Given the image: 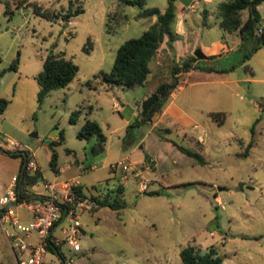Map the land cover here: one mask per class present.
<instances>
[{
    "label": "rangeland",
    "instance_id": "1",
    "mask_svg": "<svg viewBox=\"0 0 264 264\" xmlns=\"http://www.w3.org/2000/svg\"><path fill=\"white\" fill-rule=\"evenodd\" d=\"M191 1L175 0L176 13L187 12ZM221 1H211L207 26L200 11L186 14L190 27L199 28L194 37L204 43L229 35L217 23ZM17 2L0 0V99L8 100L0 115V147L9 150L7 142L14 140L32 155L42 172L37 184L44 193V181L68 179L82 187L90 206L80 215V249L59 248L66 264H181L180 251L188 244L201 253L213 248L221 264H264V46L248 59L246 44L197 60L199 66L234 69L192 70L182 77L177 102L189 120H157L160 110L150 121L129 127L141 113L142 102L159 83L171 79L173 62L185 59L178 50L157 57L145 85L103 81L100 72L110 71L118 47L139 37L150 24L149 18L136 16L139 6L123 0H24L16 7ZM33 3L51 13L66 14L77 6L84 11L48 19L34 12ZM167 5L168 0H145L146 7L161 11ZM258 9L262 27L264 1ZM112 15L127 20L117 25ZM51 51L72 59L78 72L67 86L39 102L35 77ZM16 57L17 70L7 69ZM94 74L98 76L93 79ZM85 118L100 125L106 136L103 145L77 136ZM60 132L64 140L53 149L57 166L64 168L61 173L49 164L50 142L58 140ZM178 146L198 153L203 161ZM120 160L131 166L126 173L115 167ZM20 162L0 152V197L19 173ZM118 185L123 187L118 196L122 208L98 206L90 199L113 197ZM11 208L20 221H27L24 208ZM4 227L8 233L16 230L8 221ZM36 239L33 235L30 240ZM0 264H16L1 229Z\"/></svg>",
    "mask_w": 264,
    "mask_h": 264
},
{
    "label": "trees",
    "instance_id": "2",
    "mask_svg": "<svg viewBox=\"0 0 264 264\" xmlns=\"http://www.w3.org/2000/svg\"><path fill=\"white\" fill-rule=\"evenodd\" d=\"M24 1V0H23ZM22 0H18L16 7L23 5ZM264 0H223L218 3L216 10V18L218 26L223 30L225 34L234 35L239 40L238 48L246 44L250 45L246 59L249 56L264 46V24L261 27V13L258 9L259 4ZM127 5H137L140 10L136 15L138 18H149V26L142 32L139 37L130 38L123 42L117 49L114 62L109 72H100V76L108 84L123 85L131 87L134 85H145L147 84L150 76L152 75L151 63H155L156 54L159 51L163 42H166L168 48L173 49L174 41L178 38V33L175 30L176 21V6L175 0H168V5L164 11H161L158 7H146L145 0H123ZM34 12L48 18V19H60L76 16L84 11L81 6L76 8H70L66 14L51 13L48 9H43L40 5L33 3ZM247 16L244 18V13ZM112 15L111 19H116L115 24H120L127 20L126 16L118 19ZM155 20L151 22L152 18ZM202 21L205 26L208 23ZM108 27L110 26L107 22ZM258 30H261L258 32ZM217 55H211L207 58H214ZM1 62V54H0ZM18 57H16L7 69L17 70ZM42 71L35 77L39 84L38 100L42 102L43 99L52 91L58 88L67 86L76 76L78 72V66L72 59L66 58L63 52H49L43 60ZM234 69V66H230L225 69H213L211 67L199 66L197 61L193 62L191 56L186 57L182 61L173 62L170 67L169 81L161 82L156 87L154 93L157 95V100L146 112L145 115L141 116V113L137 116L134 122L129 124V127L140 126L150 121L153 115L160 111L170 94L174 89L179 86L183 80L185 73L192 70H201L205 72H217L227 73ZM4 70L0 71V77ZM98 74H94L93 79ZM93 79L86 81L87 85H90ZM8 104V100L0 99V115L5 110ZM79 110L74 111L71 114L70 121L74 122ZM214 115L218 116L216 113ZM224 116V115H223ZM223 118V117H222ZM254 127H252V130ZM77 136L89 140L95 138V141L103 145L106 141V136L103 134L100 125L89 118H85L81 129L77 132ZM64 140L63 133L60 132L58 140L50 142L52 148L50 155V167L55 172H58L57 168V154L53 149V146L61 143ZM177 145L176 143H174ZM184 153L194 156L199 161H203L200 155L190 149L178 146ZM4 151L11 157L20 158L21 165L25 158L22 151L19 150H5ZM33 180H43L42 172L37 167L33 175H28L25 171L21 176L18 175L17 189L19 188V199L24 198L27 186ZM75 193L81 198H86L83 194L82 187L80 184L72 187ZM123 187L118 185L115 189L116 195L111 197L110 194L106 195H91L90 199L93 203H97L98 206H109L112 209H120L124 203L118 196L122 193ZM158 192H148V194H156ZM41 198V197H40ZM51 249L50 246H48ZM181 264H221V258L216 255L213 248H210L207 252L201 253L199 249L193 244H188L180 251Z\"/></svg>",
    "mask_w": 264,
    "mask_h": 264
},
{
    "label": "built area",
    "instance_id": "3",
    "mask_svg": "<svg viewBox=\"0 0 264 264\" xmlns=\"http://www.w3.org/2000/svg\"><path fill=\"white\" fill-rule=\"evenodd\" d=\"M198 3L199 0H193L188 9L194 11ZM6 149L22 151L26 156L23 173H35L38 167L36 161L17 141L9 140ZM115 167L124 173L131 169L130 164L123 160L118 161ZM17 181L18 175L13 176L5 194L0 197V226L4 230V222L8 221L16 229L7 234L16 264H66L67 256L62 255L59 248L67 245L75 251L80 249L79 236L83 232L80 215L90 206L89 200L78 196L72 188L79 183L65 181L59 189L56 183L44 181L47 197L18 200L20 189H17ZM12 206L24 208L29 213V219L20 221L14 215ZM33 235L37 238L35 241L30 240ZM48 253L52 256L47 259Z\"/></svg>",
    "mask_w": 264,
    "mask_h": 264
},
{
    "label": "crops",
    "instance_id": "4",
    "mask_svg": "<svg viewBox=\"0 0 264 264\" xmlns=\"http://www.w3.org/2000/svg\"><path fill=\"white\" fill-rule=\"evenodd\" d=\"M211 1L212 0H199V3L197 4L196 9L194 11H192V10L188 9L189 5L193 2V0H192L191 2H189L187 4V12L188 13H196V12L200 11L203 16H207L209 13V5H210ZM200 7H201V9H200ZM187 12L186 11L184 13L181 12L180 15H178L176 13V21H175L174 25H175L176 32L179 35H181V38L177 39L174 42V47L172 50H170L168 48L166 42H163L159 51L156 54V59H157V57H160L161 55H164V54L168 55V53L169 54L170 53H172V54L176 53L177 50H178L177 53H179V55L181 57L186 58L188 56H192L193 49L198 45V47L201 48V50L205 54V57L201 58V59L208 60V59H210V58H207L208 56L222 55L225 52L233 50V49H235L236 46H238V44H239L238 39H236V37L234 35H230V34L226 37H225V35H223L222 36L223 39L221 38V40H215V41L210 42V43H204V42L200 41L197 36L194 37L195 32L199 31V28L193 29L190 27V25L188 24V21L186 19ZM154 20H155V17L152 18L151 22ZM178 46L180 47V49ZM190 73H191V71L188 73H185V74H190ZM182 87H183V85L177 86L174 89V91L170 94L168 100L166 101V103L162 107L161 112L158 114V116L156 118L157 120L163 119L165 116L171 117L172 119H175L178 122L190 119V117L188 116V114L184 110L183 106L177 102L176 89L177 88L179 89ZM190 122H192V120ZM198 139H199V141H201L202 137L199 136ZM0 152L7 154L4 151H0ZM12 158H14V157H12ZM22 167H23V164L21 165V162H20L19 173L17 175H19L21 173ZM57 168H58L59 173H61L64 169L63 167H58V166H57ZM17 175H13V176H17ZM65 181H70V180H68V179L57 180L54 183H56L58 185L59 189H62V183ZM38 182L39 181H37V183ZM31 183L32 182H30L28 184L27 190L25 191V195H24L25 199H38L40 197H47L48 196V191H46V193H44L43 190H41V192H40V190H39V189H41L40 186L38 184L34 185ZM7 187H5V188H7ZM4 191H5V189H4ZM29 217L30 216H28L27 220L29 219ZM0 229H1V231H3V235H4V239L6 241V244L10 248L9 240H8V236H7L8 232H7L6 228L4 227V230H3L2 227L0 226ZM10 250H11V248H10ZM11 252H12V250H11ZM12 254H13V252H12ZM13 257H14V254H13ZM14 260H15V258H14Z\"/></svg>",
    "mask_w": 264,
    "mask_h": 264
},
{
    "label": "water",
    "instance_id": "5",
    "mask_svg": "<svg viewBox=\"0 0 264 264\" xmlns=\"http://www.w3.org/2000/svg\"><path fill=\"white\" fill-rule=\"evenodd\" d=\"M205 54L203 53V51L201 50V48H197L192 56H191V60L193 62H196L198 59L204 58ZM157 100V95L156 93H152L149 97H147L143 102H142V106H141V116L145 115L146 112L150 109V107L155 103V101ZM0 151H4L3 148L0 147ZM5 152V151H4ZM24 158H26V156L24 155ZM25 164V160L23 162V167ZM22 167V169H23ZM23 174V170L21 171V176ZM31 184L36 185L37 184V180H33ZM40 190V189H39ZM10 205H12V203H10ZM8 206V205H7Z\"/></svg>",
    "mask_w": 264,
    "mask_h": 264
}]
</instances>
